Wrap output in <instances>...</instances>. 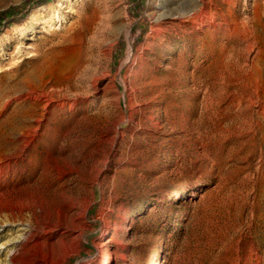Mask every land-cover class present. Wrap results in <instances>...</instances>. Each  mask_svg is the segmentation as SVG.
<instances>
[{
	"label": "rangeland",
	"instance_id": "obj_1",
	"mask_svg": "<svg viewBox=\"0 0 264 264\" xmlns=\"http://www.w3.org/2000/svg\"><path fill=\"white\" fill-rule=\"evenodd\" d=\"M3 1L0 264H264V0Z\"/></svg>",
	"mask_w": 264,
	"mask_h": 264
},
{
	"label": "bare ground",
	"instance_id": "obj_2",
	"mask_svg": "<svg viewBox=\"0 0 264 264\" xmlns=\"http://www.w3.org/2000/svg\"><path fill=\"white\" fill-rule=\"evenodd\" d=\"M5 1L1 0L0 1V5L3 4ZM164 15V14H162ZM164 16H161V17H158L157 18V21H156V26L153 30V32L151 34L148 35V40L147 41H155V38L159 35H162L164 30H165V27H164V21L163 20ZM105 23L103 25L98 24L97 22L94 21V25L92 26V29L90 31H92V37H97V41H103L107 36H108V33L109 31L108 30H111L115 28L116 24L112 25L110 24V22H108V19L106 21H104ZM166 26V25H165ZM158 42V41H157ZM159 44V43H158ZM234 102V101H233ZM230 103V102H229ZM246 119V118H245ZM249 120V119H248ZM247 122V121H246ZM219 127V126H218ZM108 233V231L104 232L102 234V236H106ZM109 258V254L108 253H105L103 255V258L101 260L102 263H106L107 260Z\"/></svg>",
	"mask_w": 264,
	"mask_h": 264
},
{
	"label": "trees",
	"instance_id": "obj_3",
	"mask_svg": "<svg viewBox=\"0 0 264 264\" xmlns=\"http://www.w3.org/2000/svg\"><path fill=\"white\" fill-rule=\"evenodd\" d=\"M44 2H46L45 0H41L40 2H38L37 3V5H40V4H43ZM22 5H24V4H22ZM19 8H21L20 7V5H13V6H11V7H9V8H7V9H5V10H3V11H0V21H1V19L4 17V16H6L9 12H11V10H18ZM181 199V196H176V197H173V198H170L167 202H177V201H179ZM146 201H144V202H142L140 205H142V204H144ZM140 205H138L137 207H135V209L133 210V212H135V211H139V213H141V214H143V212H146V211H148L150 208H151V204H149V205H147L144 209H142V210H139V206Z\"/></svg>",
	"mask_w": 264,
	"mask_h": 264
}]
</instances>
